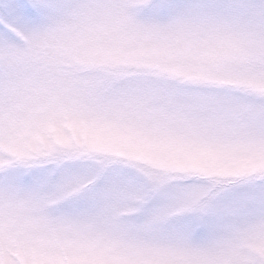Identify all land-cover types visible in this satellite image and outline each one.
I'll use <instances>...</instances> for the list:
<instances>
[{"label": "snow or ice", "instance_id": "6c2138e0", "mask_svg": "<svg viewBox=\"0 0 264 264\" xmlns=\"http://www.w3.org/2000/svg\"><path fill=\"white\" fill-rule=\"evenodd\" d=\"M0 264H264V0H0Z\"/></svg>", "mask_w": 264, "mask_h": 264}]
</instances>
